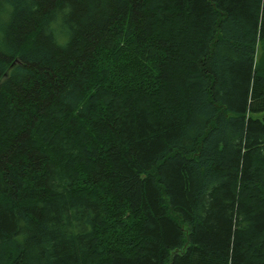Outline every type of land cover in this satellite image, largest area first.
<instances>
[{
    "label": "trees",
    "instance_id": "16d2710c",
    "mask_svg": "<svg viewBox=\"0 0 264 264\" xmlns=\"http://www.w3.org/2000/svg\"><path fill=\"white\" fill-rule=\"evenodd\" d=\"M264 0H0V264H264Z\"/></svg>",
    "mask_w": 264,
    "mask_h": 264
},
{
    "label": "rangeland",
    "instance_id": "374dc122",
    "mask_svg": "<svg viewBox=\"0 0 264 264\" xmlns=\"http://www.w3.org/2000/svg\"><path fill=\"white\" fill-rule=\"evenodd\" d=\"M262 54H264V52H263V45L261 44V42H259L257 44V48H256V54H255L256 60H260L261 57H262Z\"/></svg>",
    "mask_w": 264,
    "mask_h": 264
}]
</instances>
